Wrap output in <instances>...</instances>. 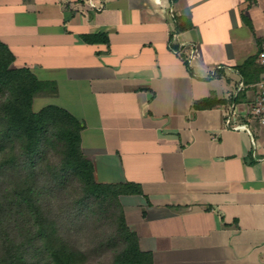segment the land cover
Here are the masks:
<instances>
[{"label":"crops","instance_id":"1","mask_svg":"<svg viewBox=\"0 0 264 264\" xmlns=\"http://www.w3.org/2000/svg\"><path fill=\"white\" fill-rule=\"evenodd\" d=\"M0 42L48 86L34 112L81 121L95 180L139 187L120 201L153 264H264V0H0Z\"/></svg>","mask_w":264,"mask_h":264},{"label":"trees","instance_id":"2","mask_svg":"<svg viewBox=\"0 0 264 264\" xmlns=\"http://www.w3.org/2000/svg\"><path fill=\"white\" fill-rule=\"evenodd\" d=\"M176 22L177 30L189 26L182 18ZM13 61L0 42V264H87L91 255L100 258L96 264H153L126 225L118 200L140 193L139 187L97 182L81 149V121L55 105L34 112V97L48 86L27 68H14ZM217 103L204 98L195 108ZM60 195L69 200L66 209L58 208L63 224L47 207L48 198ZM72 226L78 234L86 232L90 249L65 238Z\"/></svg>","mask_w":264,"mask_h":264},{"label":"rangeland","instance_id":"3","mask_svg":"<svg viewBox=\"0 0 264 264\" xmlns=\"http://www.w3.org/2000/svg\"><path fill=\"white\" fill-rule=\"evenodd\" d=\"M36 108H37V105L35 104L33 106V110L35 111ZM52 154L53 153H51V155H50L51 158L53 156ZM120 197L121 196H119L118 200H119V203L122 207ZM48 199H49L48 200L49 204L47 203V207H49V210H50L49 212H50V214H52V217H53L52 219L55 221L56 212H58V222L63 224L62 223V221H63L62 218H64L63 213L60 210L58 211V208L61 207L62 209L63 208L66 209V207L68 205V201H69L67 199V196L60 195L59 197L57 196V197L48 198ZM122 210H123V208H122ZM86 235H87L86 232L82 233V234H78V232H76L74 230L73 226L71 227V229L69 230L68 233H66V232L64 233L65 238H67L69 240V242L73 244V246H77L79 244L81 247H83L85 249H90L92 244L90 243V241L88 240ZM103 260H106V257H104ZM100 261L101 260L99 257H97L95 255H91L88 259L87 264H96L97 262L100 263Z\"/></svg>","mask_w":264,"mask_h":264},{"label":"built area","instance_id":"4","mask_svg":"<svg viewBox=\"0 0 264 264\" xmlns=\"http://www.w3.org/2000/svg\"><path fill=\"white\" fill-rule=\"evenodd\" d=\"M193 55V50L190 51ZM257 63L262 67V78L258 83V91L256 98L251 106V116L259 126H264V42L257 54Z\"/></svg>","mask_w":264,"mask_h":264}]
</instances>
